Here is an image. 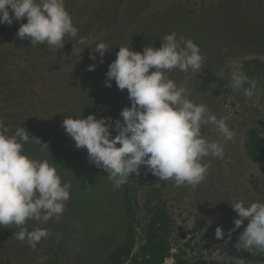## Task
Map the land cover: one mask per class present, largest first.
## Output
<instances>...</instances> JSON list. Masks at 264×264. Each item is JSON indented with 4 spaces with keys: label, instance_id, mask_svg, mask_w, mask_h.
Instances as JSON below:
<instances>
[{
    "label": "clouds",
    "instance_id": "obj_1",
    "mask_svg": "<svg viewBox=\"0 0 264 264\" xmlns=\"http://www.w3.org/2000/svg\"><path fill=\"white\" fill-rule=\"evenodd\" d=\"M24 18L26 23H20L16 34L29 39L32 46L43 44L57 51L63 48L66 36H78L64 0H0V24L11 25ZM78 42L83 48L94 45L90 59L95 61L98 53L100 63L110 51L103 41L89 43L80 38ZM95 67L90 64L87 70ZM203 67L205 57L199 46L175 32L166 34L159 48L149 45L134 51L128 44L119 46L104 83L110 88L114 80L119 90H127L130 106L120 110L122 120L89 114L64 117L62 126L74 146L86 149L89 161L107 173L114 189L126 184L130 174L139 175L142 165L161 181L195 189L209 171L211 161L204 163V158H222L225 149L223 143L206 138L203 127L214 126L225 141L234 143L237 136L226 118H218L204 103L193 102L188 89L168 75L173 69L197 74ZM230 68L231 90L259 100L257 81L235 61ZM28 143L49 152L47 143L23 126L13 132L0 119V227L14 225L18 229L15 239L35 248L49 232L44 227L29 230L25 225L29 220L43 225L59 219L70 199L71 184L62 179L56 163L28 155L24 150ZM231 203L238 218L225 243L231 239V231L247 220L234 246L250 253L264 251V201ZM215 237L225 238L222 227L217 226ZM237 264L246 261L238 259Z\"/></svg>",
    "mask_w": 264,
    "mask_h": 264
},
{
    "label": "rangeland",
    "instance_id": "obj_2",
    "mask_svg": "<svg viewBox=\"0 0 264 264\" xmlns=\"http://www.w3.org/2000/svg\"><path fill=\"white\" fill-rule=\"evenodd\" d=\"M210 2L216 12L221 11L223 0H210ZM71 3L72 7L69 8L67 5L65 7L79 31L76 38L65 37L63 48L56 51L45 47L32 51V45L26 41V45L11 46L12 52L7 54L8 56H0L3 71L13 75V78L23 79L17 81V86L20 84L23 87L22 90H18L17 96L7 97L0 93L2 113L9 115L25 109L32 117L47 118L49 115H55L63 104L76 106L82 101L100 103L109 100L115 102L123 100L130 103L127 90H119L114 80L112 87L105 86L109 58L104 55L103 63H100V56L96 53V60L90 59L94 45L83 48L78 42L80 38L89 43L97 41L98 35L89 33L90 23L97 17L86 15L81 8L82 5L79 4V8L75 0H71ZM152 6L156 8V4ZM145 10L146 8L144 12ZM101 21L105 26L108 24L114 28L124 25L114 21L111 16H105ZM20 23H26V18L13 23L14 30L2 28V39L11 36V33L12 39L18 37L16 33ZM234 26L236 27L233 31L237 30L235 34L245 33L237 20ZM6 32L10 34L5 36ZM228 34L226 33L215 41L212 47L201 53L205 57V67L200 73L179 71L175 75L170 74L169 78L177 85H184L193 102L204 103L218 118H226L228 125L237 133L235 142L225 141L212 125L203 127L202 132L205 137L223 143L225 149L222 158H204L202 161L204 163L211 161L209 171L205 181L195 189L190 186L176 187L174 182L161 181L143 165L140 167L139 175L129 176L135 209L139 205L145 186L154 185L162 190L174 218L173 244L185 249L192 264H215V262L237 264L241 249H237L234 245L247 220L240 228L231 231V239L225 243L228 232L233 229L234 220L238 218L231 202L242 200L245 204H249L258 200L264 201V162L251 161L244 150L246 130L264 124V77L257 75L256 79L257 89L260 91L259 100L255 97L247 98L242 92H235L229 87L230 62L241 64L243 58L251 56L264 59L263 38L255 44L258 47L257 51L238 54L235 50V39L230 38ZM231 35H234V32L231 31ZM0 48L10 49V46L7 41H2ZM90 64L96 65L93 71L87 70ZM49 161L56 163L62 178L66 176L67 182L71 181L70 199L74 202L66 201L59 219L53 218L43 225L32 220L27 222L25 226L29 230L44 227L49 232V236L42 238L35 248L15 239L13 234L18 229L14 225L0 227V261H8L11 264H99L111 248L122 239V235L92 231L82 227L77 220L89 221L92 216L94 199L91 190L86 186L80 189L82 184L79 171L76 172L72 167L61 168L58 153L51 154ZM73 196L75 199L72 198ZM73 216L77 217V220ZM139 222H143L141 215ZM217 226L224 230V239L215 237ZM61 238H65L66 241L58 253ZM136 239L139 244L141 227L136 228ZM171 260L169 258L166 262L169 264Z\"/></svg>",
    "mask_w": 264,
    "mask_h": 264
},
{
    "label": "trees",
    "instance_id": "obj_3",
    "mask_svg": "<svg viewBox=\"0 0 264 264\" xmlns=\"http://www.w3.org/2000/svg\"><path fill=\"white\" fill-rule=\"evenodd\" d=\"M79 8L84 9L86 15L97 17L90 23L89 33L98 35L96 42L103 41L110 46L105 55L110 62L115 60L119 46H126L134 51H142L146 46L159 48L166 34L175 32L177 37L184 36L195 42L203 53L212 47L215 41L221 39L226 33L235 39V50L238 54L257 51L256 43L262 38L264 43V0H223L221 11L216 12L210 0H75ZM65 5L72 7L71 0H64ZM156 4V8L152 5ZM146 8V12L144 9ZM147 9H149L147 11ZM105 16L113 17L120 22V28H115L101 21ZM236 20L243 27L242 35L235 34L233 29ZM18 23L14 21L13 23ZM261 24H257V23ZM12 23V24H13ZM0 24V44L7 41L9 48H0V56L10 54L11 46L19 47L30 40L16 37L12 39L6 32L2 39V28L14 30L13 25ZM251 27V28H250ZM231 31L234 35H231ZM249 35H246V34ZM94 35V36H95ZM27 39V40H26ZM27 41V42H26ZM47 45H33L32 51H38ZM235 52V51H234ZM8 56V55H7ZM242 70L250 78L257 79V75L264 77V59L259 56L243 58ZM178 69H173L168 75H175ZM13 75L4 72L0 65V93L7 97L17 96L18 90L23 88L13 78ZM6 88V90H5ZM1 100V99H0ZM130 106L123 100L115 102H79L70 106L63 104L55 115L47 118L32 117L30 112L20 109L6 115L0 109V119L13 131L23 126L31 135L40 138L48 145V151H41L38 146L28 143L24 146L25 152L39 159L49 160L50 155H60L61 168H73L81 176L80 189L83 186L91 190L94 205L91 208L92 216L89 221L77 220L87 230L111 232L122 235V239L106 254L99 264H192L186 251L181 246H174L172 234L174 218L162 190L154 185L143 188L137 209L133 204L130 182L114 189L107 173L93 165L84 148L77 149L74 141L65 132L62 121L67 117H86L94 114L96 118L111 117L121 119L119 113L124 107ZM112 134L116 132L112 130ZM244 150L253 162H264V124L249 127L245 132ZM64 181L67 177L63 176ZM73 181V180H72ZM69 182H71L69 180ZM71 184V183H70ZM74 198V196L72 197ZM75 199V198H74ZM68 203L74 202L69 199ZM90 211V212H91ZM88 216V213H86ZM143 222H139V216ZM84 221V222H83ZM141 225V226H139ZM141 227V242L137 244L136 228ZM113 232V233H112ZM65 238L59 240L58 253L65 244ZM175 250V251H173ZM237 259H244L246 264H264V251L253 250L252 253L241 249ZM0 264H11L0 261ZM215 264H224L215 262Z\"/></svg>",
    "mask_w": 264,
    "mask_h": 264
}]
</instances>
